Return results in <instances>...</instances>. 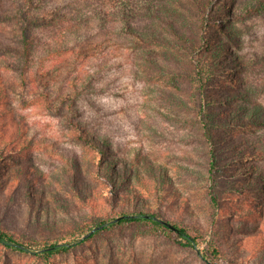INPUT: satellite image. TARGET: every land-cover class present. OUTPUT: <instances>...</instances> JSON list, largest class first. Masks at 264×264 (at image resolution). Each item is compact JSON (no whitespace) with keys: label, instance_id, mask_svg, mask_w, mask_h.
<instances>
[{"label":"rangeland","instance_id":"rangeland-1","mask_svg":"<svg viewBox=\"0 0 264 264\" xmlns=\"http://www.w3.org/2000/svg\"><path fill=\"white\" fill-rule=\"evenodd\" d=\"M115 1L51 0L60 14L82 19L36 29L38 44L26 63L15 56L16 25L0 20V77L8 91L0 101V110L8 111L0 116V148L17 133L16 146L26 148L24 155L0 159V168H12L8 182L16 181L21 165H31L40 178L33 183L32 207L18 187L9 201L0 191V225L28 247L19 252L0 244V264H208L201 252L212 245L223 253L219 264H264V220L250 223L244 213L255 190L236 189L255 180V167L264 165V155L255 159L251 151L264 150V124L231 127L215 140L206 129L207 114L239 116L243 104L264 117V15L247 14L257 0H174L187 30L213 39L202 49L220 71L203 73L204 82L181 54L187 75L172 79L118 43L115 23L103 26L97 14L115 13ZM9 7L10 0H0V14ZM45 43L64 51L46 56ZM74 82L78 92L70 109L61 97ZM180 84L201 90L191 97ZM213 145L224 149V164L211 166ZM100 150L108 163L116 161L119 179L124 171L131 176L114 211L138 208L180 222L198 235L195 248L159 234L140 236L133 225L86 239L89 232L81 233L78 224L112 212L104 199L109 184L98 176ZM228 177L237 181L229 184ZM54 242L72 247L47 260L36 253Z\"/></svg>","mask_w":264,"mask_h":264},{"label":"trees","instance_id":"trees-1","mask_svg":"<svg viewBox=\"0 0 264 264\" xmlns=\"http://www.w3.org/2000/svg\"><path fill=\"white\" fill-rule=\"evenodd\" d=\"M105 1L109 2L110 0ZM10 2L11 7L6 11L1 12L0 20H10L16 25L18 30V40L14 52L15 56L25 63L30 58L34 48H36V45L38 44L34 34L36 29L54 26L58 21H63L62 19H71L72 23H78L77 21L82 19V17L75 19L70 13L60 14L59 9L56 6L55 8L50 7L51 5L49 3H51V0H10ZM175 3L174 0H116L112 4V6L116 8L115 13L103 10L97 14L103 26H107L110 22L115 23L114 30L117 35V42L125 47L129 46L135 55H138L144 60L143 65L146 67L151 68L158 73L168 74L172 79H177L178 77L187 75L181 69L182 62L185 58L180 60L179 57H177L178 54H181L188 58L186 61L189 62L192 68L196 69V74L200 76V81L204 82L202 79V76H204L203 73L216 75L220 71L217 68L218 66L214 64L213 54L204 53L202 49L207 47L209 42L212 43L213 39L205 34L199 37L195 36L193 32L187 30L186 23L181 19V12H179L174 6ZM52 6H54V4H52ZM225 14L227 15V11ZM247 14L263 16L264 0H257L254 5L248 8ZM177 22L180 25L177 24ZM75 26L78 31L80 29V24H75ZM180 26L187 31L183 30ZM156 46L161 47L162 50L159 51ZM45 47L46 56L59 54L64 51V49L53 48L54 46L50 45V43H45ZM148 47L151 49H147ZM233 63L234 62L231 61L232 65H234ZM222 68H224V66H222ZM206 83H208V81L205 80L203 86ZM237 85L238 87L242 86L238 81ZM178 87L184 92L191 94V97H195L197 92L201 90V88H197V90L194 91L193 85L186 86L180 84ZM238 87L236 86V88H234L233 97L236 99L242 95V92L239 91ZM77 89V84L74 82L70 86V91L62 94L63 97H61V101L66 103V106L70 109H72V103L76 100ZM3 98L8 99V91L5 87L4 80L1 81L0 77V101H2ZM250 109L249 106L243 104L239 108V116L238 114L229 112L226 113L225 118L222 119L215 115L207 114L206 121L208 127H206V129L208 138L211 140H215L216 137L221 138L220 131L231 127L264 124V117H257L255 115L258 110L255 109L250 111ZM207 112L209 113V111ZM7 114L8 111L0 110V116H7ZM6 122H8L7 117L3 120V123ZM17 135L19 134H15L14 137L13 135H10L9 137H11V141L7 142L4 147L0 148V159L10 157L13 154L24 155L26 150L25 146H21L20 148L16 146L15 140L18 137ZM244 141L249 145H252L253 143L246 139ZM262 144H264V142H262L261 145ZM213 146L211 152L214 155V159L211 166H214V164H224V159L227 157H224V155L221 154V150L224 149H219L217 145ZM240 150L242 151L243 149L241 148ZM241 151H239V153ZM251 151L255 159L264 155V150L261 151L255 149L254 146ZM105 152V150H100L99 164H101V166L98 176L106 181L107 186L109 184L104 199L111 204L112 212L103 216H92L83 226L78 224L77 228L81 233H85V231L89 232V235L85 236L86 239L102 232L109 231L116 226L133 225L141 230L139 234L140 236L146 234H159L170 239L177 245L195 248L197 246L198 235L192 230V228L184 226L180 222L168 220L160 213L150 210L144 211L137 208L132 211H114L113 207L118 203L121 190H123L121 186L128 183L130 184L131 176L128 171H124V173L121 174L122 177L119 179V171L114 167L116 161L108 163L105 158ZM16 162L17 166L14 169L18 167L22 160H17ZM11 169V167L0 168V191L3 192V196L9 201L13 198V193L18 187V191L21 190L24 195V201L29 204L30 207L34 206L35 196L32 194V191L35 186L33 183L40 181L39 176L32 171L31 165H21L17 168L19 169V174L16 181L8 182L6 176ZM148 169L150 170V167ZM255 170L257 171L255 174V180H252L251 182L249 179L246 184H237L236 186V189L240 193H243V190H246L248 187H252L255 190V193L253 194L255 200L253 201L250 210L248 209L244 212L246 221H249L250 223H254V221L261 220L262 218L264 220V207L259 206L264 205V165L259 167L256 166ZM220 172L223 173V170L221 169ZM248 174L249 172L245 171L243 176ZM153 178L160 183L165 181L154 174ZM227 179L229 184L230 182L237 181L229 177ZM235 185L230 186L233 187ZM141 186L143 185L141 184ZM5 190L8 191L5 193ZM158 191L159 190L156 189V192ZM75 192L80 199H84L80 194V190L78 191L75 189ZM8 205H10V203H8ZM94 229L95 231L91 232ZM0 244L19 252H28V247L18 240L12 232L5 230L1 225ZM71 247V243L54 242L44 246L36 253L47 260L53 255L68 252ZM221 256H223V253L217 245H212L211 249L207 252H201V258L208 264H219L216 259H219Z\"/></svg>","mask_w":264,"mask_h":264},{"label":"water","instance_id":"water-1","mask_svg":"<svg viewBox=\"0 0 264 264\" xmlns=\"http://www.w3.org/2000/svg\"><path fill=\"white\" fill-rule=\"evenodd\" d=\"M95 231V229L94 230H92L91 232H94ZM89 234H87L86 236H88Z\"/></svg>","mask_w":264,"mask_h":264}]
</instances>
